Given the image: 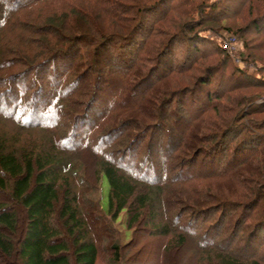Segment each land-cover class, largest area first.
Returning <instances> with one entry per match:
<instances>
[{
	"label": "trees",
	"instance_id": "trees-1",
	"mask_svg": "<svg viewBox=\"0 0 264 264\" xmlns=\"http://www.w3.org/2000/svg\"><path fill=\"white\" fill-rule=\"evenodd\" d=\"M108 252L264 264V0H0V264Z\"/></svg>",
	"mask_w": 264,
	"mask_h": 264
},
{
	"label": "rangeland",
	"instance_id": "rangeland-1",
	"mask_svg": "<svg viewBox=\"0 0 264 264\" xmlns=\"http://www.w3.org/2000/svg\"><path fill=\"white\" fill-rule=\"evenodd\" d=\"M223 35L224 38L220 39L221 40V44L224 46V48L226 50H228L227 48V43H231L230 46V50H228L227 52H233V51H240L241 49L243 50V45L241 42L235 41V37L232 36L231 34H229L228 32H224L221 31L220 35ZM209 35H212V37L214 35H216L215 32L211 31ZM221 35V36H222ZM234 39V41H232V39ZM215 39V38H214ZM33 46V45H32ZM35 47V46H34ZM241 50V52H242ZM235 62H238V59H234ZM251 70H253V67H250ZM249 69V70H250ZM107 199H108V187H107V183L105 178L102 179L101 181V191H100V203L101 206L103 207V209L106 207L107 205ZM124 214L122 213L119 218L116 220V228L120 231V243H125L129 237H130V232L128 230H126L125 225H124ZM115 227V226H114ZM150 249H148L149 251ZM112 255L110 252L102 254L100 256V258L98 259L97 264H113L112 262ZM150 256L145 255V257L143 259H148ZM146 261H140L139 263H145ZM147 264H149V262H146Z\"/></svg>",
	"mask_w": 264,
	"mask_h": 264
},
{
	"label": "built area",
	"instance_id": "built-area-1",
	"mask_svg": "<svg viewBox=\"0 0 264 264\" xmlns=\"http://www.w3.org/2000/svg\"><path fill=\"white\" fill-rule=\"evenodd\" d=\"M231 39H232V41H234L233 38H231ZM230 46H231V43H227V48H228V50H230Z\"/></svg>",
	"mask_w": 264,
	"mask_h": 264
}]
</instances>
